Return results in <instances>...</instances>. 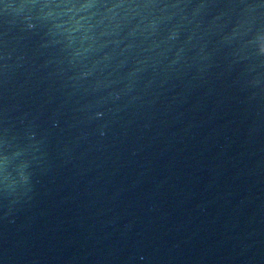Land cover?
I'll return each instance as SVG.
<instances>
[{
    "label": "water",
    "instance_id": "obj_1",
    "mask_svg": "<svg viewBox=\"0 0 264 264\" xmlns=\"http://www.w3.org/2000/svg\"><path fill=\"white\" fill-rule=\"evenodd\" d=\"M0 264H264V0H0Z\"/></svg>",
    "mask_w": 264,
    "mask_h": 264
}]
</instances>
